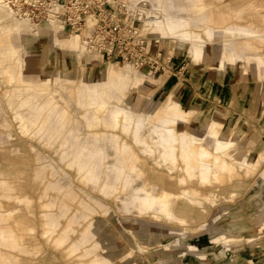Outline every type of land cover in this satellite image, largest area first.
I'll return each mask as SVG.
<instances>
[{"label":"rangeland","instance_id":"obj_1","mask_svg":"<svg viewBox=\"0 0 264 264\" xmlns=\"http://www.w3.org/2000/svg\"><path fill=\"white\" fill-rule=\"evenodd\" d=\"M143 1L142 32L152 52L170 57L168 72L100 60L78 36L19 19L2 0L10 18L0 22V264H264V0ZM184 14L203 24L188 28L205 40L201 57L194 39L153 31ZM214 14L227 17L215 25ZM12 22L23 27L5 31ZM227 27L261 35L233 39ZM232 39L242 59L219 74ZM248 57L262 61L258 76L240 72L252 68ZM112 68L136 78L125 96L109 87ZM174 98L189 114L166 124L180 138L171 160L158 129ZM207 122L227 150L205 145ZM191 134L202 136L198 153L209 151L193 177L181 157ZM161 193L165 208L143 205Z\"/></svg>","mask_w":264,"mask_h":264},{"label":"built area","instance_id":"obj_2","mask_svg":"<svg viewBox=\"0 0 264 264\" xmlns=\"http://www.w3.org/2000/svg\"><path fill=\"white\" fill-rule=\"evenodd\" d=\"M15 16L36 25L60 26L78 36L85 50L100 60H117L146 71L168 72L170 57L152 52L142 32L143 0H4Z\"/></svg>","mask_w":264,"mask_h":264},{"label":"bare ground","instance_id":"obj_3","mask_svg":"<svg viewBox=\"0 0 264 264\" xmlns=\"http://www.w3.org/2000/svg\"><path fill=\"white\" fill-rule=\"evenodd\" d=\"M190 5H191V8L193 6H196L198 10L201 9L202 10L201 12L204 14V16H208L209 15L208 12L206 13L205 8L201 7L200 4L194 5V4L190 3ZM7 12H8V10L6 9L4 3L2 2V0H0V22L6 21V20H8L10 18V16L8 15ZM9 14H10V12H9ZM189 17H191V16H189ZM226 17H227L226 15L221 16L219 14V15L215 16V14H214V16L212 15V20H213V23L215 25H219V24H222V22L225 20ZM177 18L176 19H172V20L167 19L168 21L166 23H163L161 21H156L154 23V25H156V27L153 29V31H156V32H159V33H163L164 31H167V34L169 32L171 35H172V33H175V34H177L178 38H181V40L184 43L191 42V40L194 39L192 44L196 43L200 47L199 48L200 49V54L199 55L201 57L203 55V53H204L203 52L204 51L203 44H204L205 40L203 41V40H201L200 36L191 34V32L188 31V28L190 26H193V25L200 27L203 24L199 23V22H195V20H193L191 22L190 20H188L189 18L186 17L185 14L182 15L180 17V19H177ZM11 26H7L5 31H8L11 28L19 30L21 27H23V26H19L18 24L14 23V22H12ZM204 33H205L206 36L210 37V34H211L210 31H208L206 29ZM224 33H228L229 35H231V37H233V39H234V36H236V34L243 35L245 38H248V39H252V38L258 39L257 37H260V35H261L257 30L252 29V28L251 29H249V28H240L239 29V28H236V27L234 29L230 28V27H227L225 29ZM228 43H229V45H231V48H232V51H233V55H232L231 59L232 60H237V58L238 59H242L234 51L235 50L234 40L232 41V43H230V42H228ZM228 43H223V44H228ZM245 45L247 46V50L251 51V53L249 54V55H251V57L258 55V52L256 51V48L253 45H250L249 42H245ZM197 58H198V56H197ZM247 59L251 60L250 57H248ZM226 60H227V57L225 55H222L221 58H220V62H219V65L221 67V71L225 68L224 65L226 64ZM257 63L261 64L262 61L257 59ZM262 65H263V63H262ZM251 66H252V68H251L252 70L249 73H255L257 66H254L252 64H251ZM109 70L110 69L106 70L107 71L108 81H109V87L111 85H113V87H115V89L117 90L116 92H118V95L125 96L126 91H127L128 87H129L128 86L129 83L131 81H133V79H136V78H134L129 73H127L125 76L119 75L120 72L115 71L113 68H112V71H113V76H112ZM139 81L140 80L137 79L136 83L139 82ZM105 87H106V85H105ZM96 93H98V91ZM99 95H101V93H99ZM102 96H103V94H102ZM99 108H103V105H99ZM111 114H112V118L114 119L113 123H115V125H117L119 120H120L119 117L123 115V111L122 110H116L114 112H111ZM164 114L166 115V117L171 118V120H167V119L164 120L163 121L164 125H162V127L158 129V131H159L158 135H160V137L162 138L160 143H161L162 149H164V152L162 153L161 156H163V158H166L167 156H169V157H171V160H173L175 158L174 152H175L176 148H174L172 145H175L176 143H179L180 142V138L178 136V133L175 131V129L173 127L169 126V125H166V124L167 123H174L175 117L176 116H180V114L176 113V111L172 110V108H171V110L164 111ZM128 115L127 114L124 115L122 117V121H124L125 118H129V120L131 122V120H132L131 117L132 116H128ZM104 121L107 122L106 120H104ZM122 126L124 128L126 127L124 125V122H123ZM126 128L128 129L129 125ZM137 132H138L137 128L133 129V131H132V133L136 137L138 135ZM189 136H190V139H191V136L194 137L193 140H191V141L193 143H196V146H191L190 145L191 143H190V141H188V136L186 135L184 138L187 139V142L186 141L183 142L182 148L184 150V153L181 155V157H182L184 163L186 164V173H187V175L193 177L195 175V173L200 168L199 158L200 157H207L209 151H207L205 149L202 152L198 153L197 152V147H198L197 145L202 143L201 142L202 136L199 139H197L195 136H193V134H191ZM212 136H213V139H211V140L207 139V141L205 142V145L207 147L211 146V142H212V143H214L213 147L217 151L221 152V151H224V150L228 149V147L230 145V142L226 139V137H224V135L220 134L219 132H214V133H212ZM147 148L149 149V151L151 153L154 152V149L151 148L150 144H147ZM231 154H232L231 152L225 153V155L227 157H230ZM226 168L229 169L227 164H226ZM200 179L203 182H207L208 181V179H206L204 176L203 177L201 176ZM167 198L168 197L164 193H161V194H158V195H150V196H146L145 198H143L142 199V203L147 208H151L155 203H159L160 206H162V208H165L166 207ZM5 236H6V238H7V240L9 242L13 243V238H11L7 234H5ZM2 258L4 260H6L5 256L2 257Z\"/></svg>","mask_w":264,"mask_h":264},{"label":"crops","instance_id":"obj_4","mask_svg":"<svg viewBox=\"0 0 264 264\" xmlns=\"http://www.w3.org/2000/svg\"><path fill=\"white\" fill-rule=\"evenodd\" d=\"M224 51V50H223ZM190 52H191V50H190ZM219 52V51H218ZM222 55H225L226 57H227V60H226V64L224 65V69L221 71V67H220V65H219V62H220V59H218L217 60V62H216V65H217V67H219L220 68V71H219V74H224L225 72H227V71H229L230 70V67H232V66H237L236 64L238 63V60H240V59H237V60H232L231 59V57H232V55H233V51L232 50H230L229 52L228 51H224V52H222ZM191 57L193 58V59H195L194 58V56H193V53H191ZM196 60V59H195ZM257 62V61H256ZM255 61L253 62V64H252V62L250 61V59H247V63H249V64H252V65H254V66H257L256 67V72L254 73V74H256V76H258V73L260 72V71H262V69H260L261 68V66H260V64L259 63H256ZM242 65V64H241ZM230 66V67H229ZM240 68V67H239ZM252 69H250V71H251ZM241 71H243L244 73H249L250 71H248V70H246L245 68H244V66L242 65L241 66V68H240V72ZM263 71H264V68H263ZM171 106V107H170ZM171 108H172V110H174V111H176V113H178V114H180V116H176L175 118H180V119H184V118H186V115L187 114H189V112H184L182 109H181V103L179 102V100H177V99H175L174 98V100H173V102L171 103V104H169L167 107H166V110H171ZM165 110V111H166ZM168 112V111H167ZM172 113V112H171ZM168 114V113H167ZM166 116V115H165ZM181 123H183V122H181ZM180 123V124H181ZM216 126H218V124H214V123H212V122H207L204 126H203V128L206 130V131H208V133L210 134V135H212V133H214V132H219V131H217L216 130ZM193 138L194 137H192L191 136V140H193ZM190 140V141H191ZM191 146H196V143H192L191 144Z\"/></svg>","mask_w":264,"mask_h":264}]
</instances>
